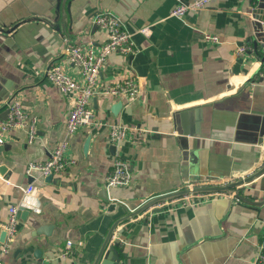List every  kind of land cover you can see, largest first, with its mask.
Returning a JSON list of instances; mask_svg holds the SVG:
<instances>
[{
    "label": "crops",
    "instance_id": "obj_1",
    "mask_svg": "<svg viewBox=\"0 0 264 264\" xmlns=\"http://www.w3.org/2000/svg\"><path fill=\"white\" fill-rule=\"evenodd\" d=\"M193 1L0 0V115L17 99L38 130L32 144L25 130L0 144V167L9 174H0V220L11 206L20 212L2 264H95L112 229L109 246L119 244V264L254 263L264 237V62L254 52L256 1L212 0L205 10L171 16L179 2ZM102 11L123 21L136 50L111 55L101 82L132 76L138 98L119 109L103 94L92 100L98 121L143 131L117 147L106 125L69 135L73 100L45 76L63 37L96 47L106 42L94 22ZM206 33L220 43H206ZM62 142L72 160L66 173L50 180L27 173ZM117 159L129 166L130 181L108 187ZM253 174L243 193L234 192L249 202L219 196L187 206L174 198L141 211L156 198L226 187ZM1 238L2 232L0 248Z\"/></svg>",
    "mask_w": 264,
    "mask_h": 264
},
{
    "label": "built area",
    "instance_id": "obj_2",
    "mask_svg": "<svg viewBox=\"0 0 264 264\" xmlns=\"http://www.w3.org/2000/svg\"><path fill=\"white\" fill-rule=\"evenodd\" d=\"M212 0H195L191 3L179 2V5L171 12V16L183 18L189 11H202L208 8ZM94 22L106 33L107 40L98 47L90 45H79L71 42L67 37H63V47L59 57L46 69V78L55 84L61 92L72 98L73 103L66 120V128L69 135L76 134L84 128L109 126V141L112 146H119L127 139L128 134L137 131L139 136L143 132L136 128L122 125H109L98 121L92 108V100L96 94H103L113 98L116 103L130 104L139 96L140 90L136 79L132 76L121 81H114L102 85L101 72L107 59L117 53L124 56H132L136 50L131 35L125 29L123 21L110 12H99L94 17ZM204 41L208 44H218L220 39L216 35L204 34ZM247 49H240L241 52ZM66 65L73 66L76 76L71 75ZM7 116L6 119L0 115V144L4 143V137L14 130H25L29 143L37 139V119L27 113L19 100L7 102L4 105ZM2 112V109L0 110ZM140 131V132H139ZM264 148V147H263ZM68 143L58 144L50 157L41 163H31L27 173L31 175L38 172L44 177L62 175L66 173L72 160L66 157ZM130 181L129 166L120 159L115 160L112 172L106 178L108 187H122L128 185ZM33 188L28 189V194ZM219 196L232 195L223 193H190L186 196L176 198L172 202H181L183 205L194 206L203 203L205 199H214ZM160 207L166 205L165 202L158 203ZM157 206V205H156ZM18 207L11 206L8 209L5 221L0 220V233L6 234L0 248V264L10 251L18 234ZM257 258L253 264H264V237L259 247ZM69 244L64 256L70 254Z\"/></svg>",
    "mask_w": 264,
    "mask_h": 264
},
{
    "label": "water",
    "instance_id": "obj_3",
    "mask_svg": "<svg viewBox=\"0 0 264 264\" xmlns=\"http://www.w3.org/2000/svg\"><path fill=\"white\" fill-rule=\"evenodd\" d=\"M254 1H256V6H255L253 13H252L253 18L255 19L254 27H255V31H256V41L254 42V52L264 62V1L263 0H252V2H254ZM121 106H122V104L118 103L115 108L119 109ZM7 113H8L7 111H5L3 113L2 117L4 119H6ZM6 172H7L6 168L1 166L0 167V174L5 175V178L8 179L9 174L8 173L6 174ZM263 172H264V170H263ZM257 176H258V174H253L247 179L235 181L233 183L228 184L226 187L193 189L191 191L187 190V191H183V192H179V193H174V194H171L168 196H164L161 198H156L154 200H151L147 204H145L143 206V208H141V211L148 209L149 207H152V206L158 204L159 202L172 200L174 198H180V197L186 196L190 193L197 194V193H215V192L223 193V192H226V193L232 195L235 191H237V192H240V194H241L245 191L244 185L251 182L252 180L256 179ZM52 178H53V176H49L48 180H50ZM240 194L239 193L237 195L235 194V198L236 199H242L243 201L249 202L248 200L243 198ZM18 214H20L19 211H18ZM113 231H114V229H112L110 234L108 235V238H107L105 244L103 245L95 264H119L120 263L121 259L118 257L119 244L116 242L112 246H109V241H111ZM5 236H6V234L3 232L2 238H1L2 242L4 241Z\"/></svg>",
    "mask_w": 264,
    "mask_h": 264
}]
</instances>
